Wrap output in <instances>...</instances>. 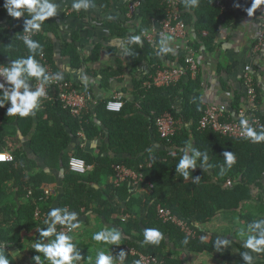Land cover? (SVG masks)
<instances>
[{"label": "trees", "instance_id": "16d2710c", "mask_svg": "<svg viewBox=\"0 0 264 264\" xmlns=\"http://www.w3.org/2000/svg\"><path fill=\"white\" fill-rule=\"evenodd\" d=\"M133 1L90 0L95 19L108 30L110 36L141 37V43H133L129 51L132 69L142 62L149 66L146 75L133 80V99L124 102L119 113L107 112V101H102L96 106H90L80 118H74L56 100L51 78L60 74L62 80L71 82L78 89L87 87L78 81L76 74L59 73L53 64L54 39L59 32L55 16L44 21L41 30L31 38L41 45L34 58L44 68L45 65L51 68V72L45 69L50 79L44 83L50 100L38 99L35 114L28 117L17 114L15 117L22 136L29 135L31 153L43 162L44 168L38 167L36 160L30 159L22 149L15 147L6 150L14 161L0 163V245L4 246V255L9 259V264L14 262L5 251L6 248L23 245L31 232L47 227L43 221L34 218V212L36 209L47 214L50 211L52 201L49 195L44 194V186L53 183L55 179L45 169L59 170L61 167L64 174L59 208L77 215L82 210L83 213L90 211L104 223L120 227L123 232L122 245L137 254L154 258L156 264H184L177 256L178 250L206 254L220 264H246L241 256L245 251L253 256L251 250L240 246L235 248L237 256L231 254L229 244L214 247L218 237L213 235L209 242H205V234L200 228L206 230L222 213L234 212L241 204L251 200V186L262 191L260 200L264 202V141L226 138L210 129H199L198 123L205 112L199 71L194 79L185 71L179 82L166 88L147 86L156 71L164 67L142 37L155 24H160L170 10L166 0H138L140 20L132 28L127 24L126 15L128 5ZM114 2L123 4L118 9L119 19L110 21L108 16ZM4 3L5 0H0V19L6 20L5 25L0 27V66L7 67L12 61L30 55L22 37L25 34V21L31 19V15L26 13L22 18H12L4 8ZM180 10L182 21L194 29L196 39L189 44L192 49L200 44L207 50H213L218 28L238 25L237 16L229 10L222 11L217 0H198L196 7L188 6L187 0H181ZM83 11L72 8L71 14L78 12L81 15ZM75 42L73 37L61 46V55L69 59L73 71H78L86 62L98 60L100 46H96L90 57L84 60L80 58ZM186 56L185 50L178 51V63L183 69L186 68ZM123 70L121 63L116 60L115 68L101 70L98 75L105 86ZM88 74L93 77L97 75L93 72ZM27 80L34 85L42 82V78L37 80L31 77ZM2 95L0 91V98ZM243 100V96H234L231 110L235 115L240 111ZM257 104L258 99L249 107L248 115L259 118L264 130V114L255 107ZM10 106V102H5L2 112L5 113ZM166 112L181 123L169 140L161 139L155 128V119ZM232 112L228 111L226 119H236ZM72 138L79 139L80 144L76 143L70 152L65 153ZM98 139L100 144L95 153L84 150L85 141ZM154 142L162 145L164 150L152 152L150 148ZM189 142L191 147H187ZM193 150L199 151L201 155L195 157L196 167L188 169L189 177L184 178L177 172L176 165L184 152L192 157ZM0 151L5 150L0 148ZM205 152L208 155L207 161H204ZM224 152H233L235 155V163L231 168L225 165ZM72 156L84 160L91 166V170L84 175L70 172L68 161ZM202 162L205 164L203 167ZM116 165L140 174L142 181L136 185L131 181L118 186L112 182L103 185L104 181L113 178V167ZM158 206L186 221L191 235L171 223H164L157 215ZM256 220L260 219H254L250 224ZM146 228L158 229L163 234L159 244L144 243ZM252 231L259 238V229ZM45 239H54V236ZM167 242L174 245L175 251L168 247ZM256 257L259 260L252 264H264V253H256ZM123 262L140 264L137 255L128 253Z\"/></svg>", "mask_w": 264, "mask_h": 264}, {"label": "crops", "instance_id": "0c3cea01", "mask_svg": "<svg viewBox=\"0 0 264 264\" xmlns=\"http://www.w3.org/2000/svg\"><path fill=\"white\" fill-rule=\"evenodd\" d=\"M128 0H123L127 2ZM57 5V14L55 15L59 25L58 36L54 39V59L53 64L59 73L76 74L78 81L86 86L92 93L93 99L98 102L108 101L116 96H120L124 102H131L133 99L134 79H139L142 75L149 72V66L146 62L140 63L134 70L131 67V59L129 56L130 48L133 43H129V37L125 38L112 37L101 23L95 19L94 12L91 7L87 10L71 14L74 0H49ZM122 3L114 2L112 4V12L108 16V20L116 21L119 19L120 6ZM220 5H226L229 12L237 16V26H227L218 28L215 37V45L213 50H207L203 45L193 48L194 57L198 61V70L201 75V100L204 106L215 104L225 105L229 112L234 96L240 95L244 97L240 106V111L248 110L245 87L243 85V73L246 66H250L254 85L256 88L258 104L255 105L261 114H264V46L256 54L253 53V45L256 39V32L259 27V14L256 9L253 15H247V9L250 8L252 0H217ZM236 5H239L237 7ZM114 16V17H113ZM116 17V18H115ZM101 19V18H100ZM128 25L136 27L140 17L138 12L134 15H126ZM6 20L0 19V27L5 25ZM188 26V41L191 44L195 39L194 29ZM164 34L159 24H155L152 30L142 38L151 46L155 56L164 68H179L178 51L182 49V41L172 38L161 44ZM75 37V46L80 58L87 60L96 46H100L99 57L95 62H86L82 64L78 71H73L70 67L68 58L61 55V46L70 42ZM141 38V37H140ZM171 48L172 51L158 55L160 48ZM118 60L124 70L116 78L110 79L107 85L102 84V79L98 75L101 70L115 68V62ZM3 67V66H0ZM88 72H93L96 77L90 76ZM24 79L23 77H21ZM28 90L36 91V85L26 80ZM8 87V86H7ZM23 92V88L19 90ZM4 106L0 107V148L5 150L11 147L22 149L30 159L36 160L38 167L44 168L43 162L35 158L30 151L29 135L22 136L18 127V120L15 116L7 115ZM5 109H7L5 107ZM3 111V112H2ZM37 108L32 111L35 114ZM3 113V116H1ZM233 117L236 118L235 113ZM77 143V144H76ZM75 144H80V140L76 139ZM100 144L99 139L94 141H85L83 143L84 150L95 153ZM75 146V145H74ZM152 152L164 150V147L157 142L152 143ZM189 150L187 151V153ZM34 157V159H33ZM45 171L54 177V182L44 186V191L49 192V198L52 201V208H59V201L62 195L61 185L62 178L59 170ZM110 182L106 180L103 185ZM264 187V178L262 180ZM227 186L229 183L227 182ZM251 200L241 204L238 210L234 212L222 213L220 217L215 218L214 224L210 227L200 228L205 234V242H209L210 238L215 235L222 240L227 239L231 243L228 246L231 254L237 256L236 246L243 247L245 237H241L239 232L241 229L247 231L250 222L254 219H264V202L260 200L262 191L255 186H251ZM77 219L81 222L79 229L73 230L68 235L73 236V243L77 246L82 256V260L77 264H95L96 254L105 252V254L113 257V264H124V256L128 247L122 245L123 232L120 227L114 224H106L103 220L98 219L90 211L83 213V210ZM75 222V221H74ZM119 229L121 239L117 245L107 244L105 242H97L92 239L93 235L98 231ZM192 233V232H191ZM254 236L253 231L248 232ZM39 230L31 232L25 239L23 245L18 247L6 248L8 256L13 260V264H35L33 257L39 255L43 264H50L44 259L43 253L36 252L33 244L39 240ZM51 239H45L42 242L47 243ZM168 247L173 251L174 245L170 242ZM74 250V253L75 254ZM121 251H123V256ZM177 256L184 264H220L213 257L206 254H191L187 250H178ZM91 257V260L88 259ZM256 253L253 252V263L258 261Z\"/></svg>", "mask_w": 264, "mask_h": 264}, {"label": "clouds", "instance_id": "9594fccd", "mask_svg": "<svg viewBox=\"0 0 264 264\" xmlns=\"http://www.w3.org/2000/svg\"><path fill=\"white\" fill-rule=\"evenodd\" d=\"M188 6L196 7L198 0H187ZM264 5V0H252L250 8H248L247 15H253L254 11ZM90 6V0H74V10H87ZM239 7V5H236ZM4 8L8 15L12 18H20L27 13L31 15V19L25 21L23 32L31 35L41 30V26L48 18L57 14V5L49 2V0H5ZM29 35L22 37L24 44L26 45L30 55L26 58H20L11 62L10 66L0 67V76L4 77V83H0V91L3 95L0 98V107H3L5 102H10V107L7 109V115L20 117H28L32 111L38 107V98L44 95L43 88H38L36 91L31 92L28 90V84L26 80L34 77L37 80H41L42 83H47L50 77L46 74L45 68L41 66L34 54L38 49H41V45L37 41H33L29 38ZM171 37H164L161 44L169 41ZM129 43H141L140 36H130ZM172 51L171 48L161 47L158 55ZM22 74L24 79H22ZM56 79H61L57 74ZM8 85V87H6ZM23 88L21 93L19 90ZM242 131L245 138H251L253 142L264 141V130L257 133L251 127L248 126L247 120H241ZM187 147H191L190 142ZM194 154L189 157L185 152L176 165V170L184 178L189 177L188 169L196 167L195 157L200 156L199 151L193 150ZM225 165L227 168H231L235 163V155L233 152L223 153ZM0 159H4L0 156ZM208 160L207 152L204 153V161ZM205 164H201L203 167ZM223 171V169H222ZM199 179V178H197ZM48 219L44 221L47 225L45 229L39 231V240L33 244V248L36 252L43 253L44 259L49 261L50 264H77L82 260L77 246L72 242L73 236L66 234L65 232H57V224L66 226L69 232L79 229L81 222L77 219L75 212H69L67 209L52 208L48 212ZM75 221V222H74ZM259 229V238L249 235L248 232ZM239 235L244 239L243 247L251 250L254 253H264V219L253 221L247 228V231L241 229ZM49 242H42L45 238L53 237ZM163 238V234L154 228L144 229V243L159 244ZM93 240L97 242H105L111 245H117L121 239V232L119 229H111L96 232ZM231 242L227 239L221 240L217 238L214 247L220 248L222 245H228ZM75 251V254L74 253ZM123 256V251H121ZM243 260L246 264H252L253 256L250 252L245 251L241 253ZM33 261L35 264H43L39 255L34 256ZM91 260V257H88ZM0 264H9V259L4 255V246L0 245ZM95 264H113V257L105 254L101 251L96 254Z\"/></svg>", "mask_w": 264, "mask_h": 264}, {"label": "built area", "instance_id": "2783aa9c", "mask_svg": "<svg viewBox=\"0 0 264 264\" xmlns=\"http://www.w3.org/2000/svg\"><path fill=\"white\" fill-rule=\"evenodd\" d=\"M169 8V13L167 17L159 24L161 31L168 35L169 37L176 38L182 41L181 47L187 52L185 64L186 68H164L159 69L156 73L150 78V82L147 84L148 87L154 88H166L171 85L176 84L184 75L185 71H188L191 79H194L198 74V61L194 57L195 51L189 45L188 41V26L181 19V10L180 2L181 0H166ZM218 7L224 11L228 10L227 7L220 5L217 2ZM140 2L135 0L128 5V15L132 16L138 11ZM259 14V27L256 32V39L253 45V53L256 54L264 46V5H261L257 8ZM72 12V11H71ZM22 18V17H20ZM25 33L24 36L29 35L31 39L34 35ZM43 59V56H41ZM44 61V60H43ZM45 69L48 72H51L49 65H45ZM57 74L53 75L51 78V83L53 85L56 100H58L62 107L70 112L74 118H80L84 112L90 106H96L97 101L93 99L92 93L88 88H76L69 81H64L62 79H56ZM61 77V75L59 74ZM243 85L245 87V97L247 102V107L253 106L257 99L256 88L254 85L252 72L250 66H246L243 73ZM0 83H4V77L0 76ZM8 85H6L7 87ZM36 89L43 88L44 95L38 99L50 100L48 94V89L46 85L42 82L36 83ZM123 101L120 96H116L108 100L105 104V110L110 113H119L123 108ZM248 110L246 112L239 111L236 114V119L228 120L226 115H228V109L225 105H207L205 106V112L198 123L200 130L210 129L214 133L232 139H245L253 142L251 138H245L241 120L246 119L247 124L254 131L259 133L263 130L262 122L259 118L248 115ZM181 123L176 122L173 116L170 113H164L155 119V128L161 139L169 140L174 136L177 129L180 127ZM80 137L83 136L80 134ZM0 156H3L4 159H0V163H9L13 162L14 158L11 154L0 151ZM69 171L78 174L84 175L91 170V166L87 165L84 160L72 156L68 161ZM114 176L111 178L113 185L118 186L123 182L131 181L134 185L142 181V176L137 174L133 170L122 166L116 165L113 167ZM149 187L152 188V185L149 184ZM31 193L29 192L28 195ZM46 196L49 195L48 191H44ZM157 215L164 223H171L178 227L182 232L187 235H191V230L186 221L178 219L174 216L169 210L164 209L160 206L157 207ZM34 218L39 221H45L48 219L47 213L41 212L39 209H36L34 212ZM122 220H124L122 218ZM57 232H65L69 234L66 226L57 224ZM127 253L130 255H137L140 261V264H156V261L152 257L144 256L137 254L133 249H127Z\"/></svg>", "mask_w": 264, "mask_h": 264}, {"label": "water", "instance_id": "95a60500", "mask_svg": "<svg viewBox=\"0 0 264 264\" xmlns=\"http://www.w3.org/2000/svg\"><path fill=\"white\" fill-rule=\"evenodd\" d=\"M75 141H76V139L72 138V141H71L70 145L68 146V148L65 150V153L70 152L73 149V147L75 145ZM33 159H34V157H33ZM59 173H60V176H63L64 170L62 167L59 169Z\"/></svg>", "mask_w": 264, "mask_h": 264}]
</instances>
